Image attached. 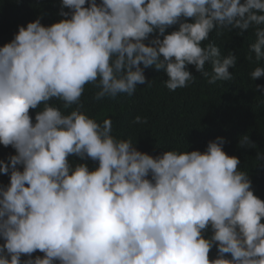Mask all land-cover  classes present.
<instances>
[{
    "label": "clouds",
    "instance_id": "clouds-1",
    "mask_svg": "<svg viewBox=\"0 0 264 264\" xmlns=\"http://www.w3.org/2000/svg\"><path fill=\"white\" fill-rule=\"evenodd\" d=\"M60 7L63 19L18 26L0 47V145L15 150L0 161L10 180L0 187V264H264V201L240 160L223 151V138L204 152L153 157L114 137L111 119L97 122L80 103L86 84L98 89L96 100L131 96L147 68L165 73L169 90L193 81L187 65L210 84L230 81L237 57L202 42L214 28L254 27L249 49L264 58V0H61ZM262 75L264 67L250 73ZM53 98L76 107L65 114ZM41 105L33 122L29 110ZM240 145L255 147L247 135ZM70 156L98 166L70 164ZM37 250L43 257H32Z\"/></svg>",
    "mask_w": 264,
    "mask_h": 264
},
{
    "label": "trees",
    "instance_id": "trees-1",
    "mask_svg": "<svg viewBox=\"0 0 264 264\" xmlns=\"http://www.w3.org/2000/svg\"><path fill=\"white\" fill-rule=\"evenodd\" d=\"M96 2L99 4L100 0ZM60 5L61 0H0V47L14 38L18 26H26L37 18L43 26L63 19L59 15ZM63 11L70 10L64 8ZM187 22H192L191 18H187ZM178 27L179 24L168 27L165 34L178 30ZM254 32V27L246 30L234 28L231 31L214 28L209 40L202 42V46L214 43L220 48L222 57L229 52L237 57L235 66L229 69L232 74L230 81L217 80L210 84L209 77L198 72L194 65H187L193 81L184 88L169 90L165 85L166 74L147 68L144 69L145 84H138L131 96L121 93L115 98L96 100L98 89L86 84L80 98L83 111L100 123L110 118L114 137L130 139L137 150L153 157L169 150L204 152L209 141L221 137L225 141L223 151L240 160L238 170L248 173L253 194L264 201V92L256 88V85L264 88V75L256 79L250 76L254 68L264 67V58L257 61L255 53L250 52L249 46L255 41ZM155 36L156 32L150 34L149 40ZM149 40L143 43L147 45ZM205 71L212 73L210 63L206 62ZM49 103L65 114L76 107L74 104L65 109L64 102L55 98ZM42 107L29 110L33 122L36 112ZM136 116L146 122L134 123ZM244 135L255 147L240 145ZM14 154L11 146L0 145V161L7 164L9 156ZM68 159L73 165L86 163L89 170L98 166V162L90 158L81 160L70 156ZM17 167L22 170V166ZM9 183V174L0 173V187H6ZM261 223H264V218ZM202 235L211 237L210 226ZM3 243L4 240L0 238V245ZM216 253L213 245L209 259L216 258ZM43 255L37 250L32 257ZM225 258L230 259L231 255L225 254ZM25 259L28 257L22 255L21 261ZM54 264H59V261H54Z\"/></svg>",
    "mask_w": 264,
    "mask_h": 264
}]
</instances>
